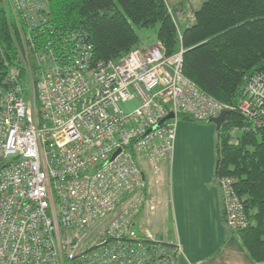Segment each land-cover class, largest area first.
Masks as SVG:
<instances>
[{
  "label": "built area",
  "instance_id": "2783aa9c",
  "mask_svg": "<svg viewBox=\"0 0 264 264\" xmlns=\"http://www.w3.org/2000/svg\"><path fill=\"white\" fill-rule=\"evenodd\" d=\"M1 1L27 27L31 50L21 53L26 77L10 71L0 83V264H178L181 246L142 225L178 118L236 110L242 130L263 129L264 71L230 105L185 75L182 45L168 54L142 43L119 61L95 60L83 34L45 36L51 0ZM235 183L218 178L234 231L250 225Z\"/></svg>",
  "mask_w": 264,
  "mask_h": 264
},
{
  "label": "trees",
  "instance_id": "16d2710c",
  "mask_svg": "<svg viewBox=\"0 0 264 264\" xmlns=\"http://www.w3.org/2000/svg\"><path fill=\"white\" fill-rule=\"evenodd\" d=\"M181 14L183 11L169 8L165 0H51L46 26L50 30L45 36L52 31L78 32L93 45L95 60L119 61L141 43L146 30L154 31L168 54L183 46L187 77L219 101L238 105L250 76L264 71V0H205L193 13V24L184 30L178 24ZM25 46L31 50L27 27L0 3V83L10 71L26 77L21 56ZM246 123L233 110L218 129L214 177H235V189L245 203L250 225L232 233L248 255L261 262L264 128L242 130Z\"/></svg>",
  "mask_w": 264,
  "mask_h": 264
},
{
  "label": "crops",
  "instance_id": "0c3cea01",
  "mask_svg": "<svg viewBox=\"0 0 264 264\" xmlns=\"http://www.w3.org/2000/svg\"><path fill=\"white\" fill-rule=\"evenodd\" d=\"M165 1L169 8L183 11L178 18L181 21L187 18L184 22L187 23L190 21L189 15L199 10L205 0ZM207 169L209 173L202 179V186L193 181L190 173L184 172L182 177L179 174L177 179L180 187L179 191L177 189L176 204L173 193L170 195L166 190L168 181L166 183L163 180L167 175V168L165 176L160 177L162 183L160 181L155 189L158 204L146 216L142 223L143 228L151 229L159 236L173 240L181 246L178 264H264V261L255 262L237 236L225 225L221 189L212 169ZM201 189L205 193L208 191V195L200 198L198 202L195 195L200 196Z\"/></svg>",
  "mask_w": 264,
  "mask_h": 264
},
{
  "label": "rangeland",
  "instance_id": "374dc122",
  "mask_svg": "<svg viewBox=\"0 0 264 264\" xmlns=\"http://www.w3.org/2000/svg\"><path fill=\"white\" fill-rule=\"evenodd\" d=\"M0 3L1 5H3L1 0ZM190 21L184 23L185 21L182 22L180 19H178L179 29L183 30L185 27L189 26L190 23L193 24L192 20ZM142 43H147L148 45H163L156 39L154 31L151 30H146L144 32L140 44ZM136 105L137 101L135 100L127 104H121V106L127 110L133 109ZM217 131L218 128L215 123L188 119L182 116L178 118L174 154L171 161L168 162V172L166 170L167 180H165L166 177L163 178L166 183L168 181L166 190L170 192V195L171 192L173 193L174 200L176 199V204L178 203L177 189L179 191L180 187L179 179H177V177H179V174H181L182 177L184 172H186L187 174L190 173V177H193V181L200 186H202V179H204V177L207 176V173H209L207 167H210L212 169L214 175L217 155ZM216 181H218V179ZM201 191L202 193H200V196L195 195L198 202H200V198L202 199L205 195H208L206 194L208 193V191H206V193L203 189H201ZM227 228L229 229V231L234 232V230H231L228 226Z\"/></svg>",
  "mask_w": 264,
  "mask_h": 264
},
{
  "label": "water",
  "instance_id": "95a60500",
  "mask_svg": "<svg viewBox=\"0 0 264 264\" xmlns=\"http://www.w3.org/2000/svg\"><path fill=\"white\" fill-rule=\"evenodd\" d=\"M230 111L229 110H224L219 116L211 118L208 120L209 123H215L217 128L219 129L223 123V121L225 120L227 114H229ZM173 116V113H171L167 118H170Z\"/></svg>",
  "mask_w": 264,
  "mask_h": 264
}]
</instances>
